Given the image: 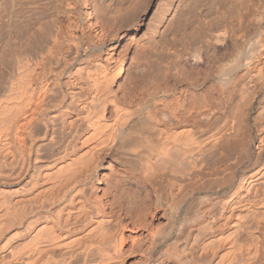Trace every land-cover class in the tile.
Returning a JSON list of instances; mask_svg holds the SVG:
<instances>
[{
  "label": "bare ground",
  "instance_id": "1",
  "mask_svg": "<svg viewBox=\"0 0 264 264\" xmlns=\"http://www.w3.org/2000/svg\"><path fill=\"white\" fill-rule=\"evenodd\" d=\"M0 264H264V0H0Z\"/></svg>",
  "mask_w": 264,
  "mask_h": 264
},
{
  "label": "rangeland",
  "instance_id": "2",
  "mask_svg": "<svg viewBox=\"0 0 264 264\" xmlns=\"http://www.w3.org/2000/svg\"><path fill=\"white\" fill-rule=\"evenodd\" d=\"M141 8H142V6H140V8H136V7H135V9H138V10H136L137 12H139V10H141ZM147 9H148L149 11H148ZM128 11H129V12H127V11L124 12L125 14H123V16H122L123 18L126 16V17H125L126 19L124 20L125 22L127 21V17H131V15H134V14H133V13H134V12H133V9H132L131 12H130V10H128ZM136 11H135V15H136V13H137ZM145 11L150 12V11H151V8L148 6V7L146 8ZM129 13H132V14L129 15ZM135 15H134L133 17H135ZM82 16H83V15H82ZM122 17H121V18H122ZM133 17L128 18V19H129V20H132ZM83 18H84V17H83ZM123 18H122V19H123ZM93 19H94V18H93ZM93 19H92L91 21H93ZM119 19H120V18H119ZM122 19H120V20H122ZM134 19H135V18H134ZM94 20H95V21L92 22V25H93V23L95 22L94 25H93V27L95 26L94 28L97 29V27L100 26L101 23H103V22L99 21V19H97V21H96V19H94ZM98 21H99V22H98ZM124 21L122 20V22H124ZM120 22H121V21H120ZM120 22H119V23H120ZM122 22H121V23H122ZM96 23H97V24H96ZM99 23H100V24H99ZM111 23H112V21H111ZM111 23L109 24V25H110V28H118V27H116V26H118L119 23H114V22H113V23H112L113 25H112ZM95 24H96V25H95ZM98 24H99V25H98ZM103 24H104V23H103ZM117 24H118V25H117ZM122 24H123V23H122ZM111 25H112V26H111ZM102 26H103V25H102ZM107 26H108V24L106 25V27H107ZM114 26H115V27H114ZM109 30H110V29H109ZM129 36H130V35H129ZM127 39H128V37H127V38L125 37V39L123 38L124 41L122 40V41L118 42V44H120L121 46H119V47L116 48V53H117V54L122 50V49H120V48H122V47L124 46V44L127 42V41H125V40H127ZM106 46L108 47V44H107ZM107 47H105L103 50H102L101 48H98V49H96V50L107 51V50H106ZM104 55H105V54H104Z\"/></svg>",
  "mask_w": 264,
  "mask_h": 264
}]
</instances>
